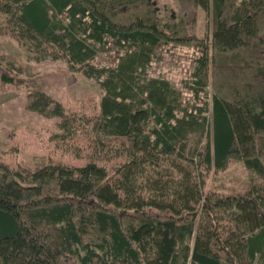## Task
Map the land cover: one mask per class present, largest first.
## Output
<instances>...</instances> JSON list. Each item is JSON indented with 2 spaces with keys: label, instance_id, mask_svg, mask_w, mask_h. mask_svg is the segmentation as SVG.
Here are the masks:
<instances>
[{
  "label": "trees",
  "instance_id": "trees-1",
  "mask_svg": "<svg viewBox=\"0 0 264 264\" xmlns=\"http://www.w3.org/2000/svg\"><path fill=\"white\" fill-rule=\"evenodd\" d=\"M0 35L24 53L0 52V89L58 119L40 163L15 162L21 126L0 151V264H264V0H0ZM171 41L198 49L189 98L148 73ZM45 59L98 103L37 84L25 62Z\"/></svg>",
  "mask_w": 264,
  "mask_h": 264
},
{
  "label": "rangeland",
  "instance_id": "rangeland-1",
  "mask_svg": "<svg viewBox=\"0 0 264 264\" xmlns=\"http://www.w3.org/2000/svg\"><path fill=\"white\" fill-rule=\"evenodd\" d=\"M207 16V12L200 8L197 26L200 36H205L208 32ZM9 51L23 58L24 53L18 42L8 35H0V52ZM197 54L198 49L193 46L172 41L163 43L157 48L155 60L149 66L148 73L151 76H165L189 98L192 93L185 86V82L192 75ZM99 59L101 63H111V59L104 52L100 54ZM25 66L27 71L33 74L37 84L66 104L92 106L101 98L100 84L80 71L71 70L64 60L27 61ZM26 92L23 87L0 89V151L8 147L10 136L16 134V128L21 126L24 134L19 136H22V141L25 139V143L21 153L15 157V162L36 165L43 157L48 156L50 148L46 139L47 132L56 129L58 119L27 109ZM19 142L22 143L20 140ZM239 177H246V173L240 164H235L226 172H211L208 184L215 186L221 181L231 184Z\"/></svg>",
  "mask_w": 264,
  "mask_h": 264
}]
</instances>
